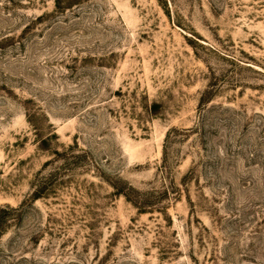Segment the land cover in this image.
<instances>
[{"label":"rangeland","instance_id":"obj_1","mask_svg":"<svg viewBox=\"0 0 264 264\" xmlns=\"http://www.w3.org/2000/svg\"><path fill=\"white\" fill-rule=\"evenodd\" d=\"M0 264H264V0H0Z\"/></svg>","mask_w":264,"mask_h":264}]
</instances>
